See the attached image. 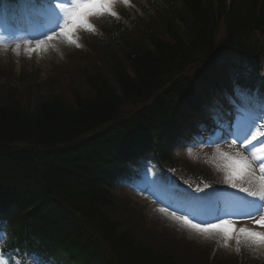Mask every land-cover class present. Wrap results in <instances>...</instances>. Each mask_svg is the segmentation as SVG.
Here are the masks:
<instances>
[{"label": "trees", "instance_id": "trees-1", "mask_svg": "<svg viewBox=\"0 0 264 264\" xmlns=\"http://www.w3.org/2000/svg\"><path fill=\"white\" fill-rule=\"evenodd\" d=\"M92 47L70 79L0 83L5 252L45 264H214L186 248L197 241L179 221H150L113 189L149 160L177 164L190 119L232 84L264 101V0H131ZM133 217L138 228L122 224Z\"/></svg>", "mask_w": 264, "mask_h": 264}, {"label": "rangeland", "instance_id": "rangeland-1", "mask_svg": "<svg viewBox=\"0 0 264 264\" xmlns=\"http://www.w3.org/2000/svg\"><path fill=\"white\" fill-rule=\"evenodd\" d=\"M26 1L27 0H20L22 4H24ZM56 1L58 2V0ZM78 1L80 0H69L68 3L59 2L50 8L48 14L52 16V18H57V14L59 12L62 13L65 11L62 18L63 21H61L62 26L60 28H54L50 30L48 34H45L38 39H32L27 42L15 44L12 42V34L7 31L9 28V23L7 27H5V25H0V81L2 84L12 81L15 82V87L18 89L21 88V84L19 82H21V78L23 77L28 78V81L32 82V85L33 83H36V85L33 86H37V84L42 85L48 82L50 83L51 81H57L56 83H58L65 76H68L70 79L75 70L81 72L78 65H80V61H83L84 59L83 54H88L90 56L94 54L92 53L93 48L91 45V40H93L91 38L93 24L95 21L104 19L105 15L110 14V12H96L95 14L87 16V14L92 10L86 9L84 14L87 18V24L77 22L73 28L72 24L69 23L67 28H65V19L72 12H75L78 8L77 6L81 4ZM119 3L125 2L124 0H115V3L111 5V10L113 11L115 5ZM67 7H69V9ZM103 26V24H100L99 29L103 28ZM70 28L71 31H69ZM85 37L87 38L85 39ZM82 40L84 41V44L81 47L79 44L83 42ZM74 45L77 48H81V51H75V49H72ZM91 58L93 59L92 56ZM52 68H57V72L64 73H62V75L56 74L54 77H52ZM65 71H67V74ZM81 75L82 74L78 75L76 80L80 79ZM73 83H76V81L73 80ZM242 109V107H234L232 110L234 117H228L226 122H224L226 131L229 134H233L234 137H237L235 142V138L228 139L226 141L220 138V140L215 139L213 136L215 125L212 124L211 119L208 118L203 120L207 127L203 128L202 126L201 129L193 128V132H197L199 136L197 137L195 134H193V137L190 139L191 143L185 147L184 152L186 158L191 159V161L195 164L207 163L208 165H212L216 171L226 173L224 176L227 178L232 175V169L229 167L230 161L224 154H228V156L238 159L246 158L250 167L244 171L243 175L235 176L230 181L236 185V188L247 189V192H244L248 197H258L264 199V170H261L260 167L261 162H264L262 161L264 153L257 151V149L261 147L260 141H264V117L257 109L254 110L253 115H251V113L244 112ZM248 120L251 121L252 124H248ZM249 130H252L253 134L256 136V139L253 140L252 137L249 136L248 140L251 141V143L248 141H244L242 143V140H244V137L247 135ZM250 148H252V150L248 151L247 149ZM149 188L150 194L154 193L157 195V197H154V200L152 203H150V205L155 208L154 206L156 205H154V203H156L158 200L159 204L166 207L162 200L164 194L158 192L153 187L149 186ZM251 193H256V195L253 196ZM124 196L125 195H121L116 198L119 204H116L117 206L121 207L122 203H125L127 199L124 198ZM146 200L147 199L140 201L145 202ZM169 204H172L173 209L176 211L179 210L180 207H183L182 200L176 202L174 201L173 203ZM217 205L219 204L215 203L213 206ZM225 205L226 202L220 203V206H222L223 209L225 208ZM233 205L235 206V204ZM184 207L186 209L189 208L188 206ZM120 212L119 217L124 212L123 208ZM123 216L125 219H127L126 214ZM262 216L264 215H258L256 218H235V220L230 221V223L234 224L235 228L237 229L247 227L248 229L264 232V227H261L255 223V221L260 220ZM190 219V221L199 222L196 218V214H192ZM223 219L226 218L223 217ZM124 223L131 224V226L136 229L138 228L137 224L140 223V219L138 217H133L130 220H124L122 224L124 225ZM190 226H192V224ZM194 229L202 232L200 229ZM158 231V229H155V232ZM211 232L213 231L207 233ZM238 233L239 232L234 233L232 238H227V246H229V248L233 247L234 238ZM160 234L163 235L164 233L160 232ZM244 239L246 241L248 240L246 237H244ZM253 244L256 246L258 251L264 249V244ZM188 247L186 248L191 250V246Z\"/></svg>", "mask_w": 264, "mask_h": 264}, {"label": "snow or ice", "instance_id": "snow-or-ice-1", "mask_svg": "<svg viewBox=\"0 0 264 264\" xmlns=\"http://www.w3.org/2000/svg\"><path fill=\"white\" fill-rule=\"evenodd\" d=\"M124 2L128 3L129 0H124ZM114 3L115 0H84V2L78 6L80 11L72 12L65 19L64 27L67 28L69 23L72 24L73 28L75 27L77 22L87 24V18L83 12L84 9L92 10L87 15H92L95 14L96 12H103V11H109L111 15H116V13L111 10V5ZM57 26H60L58 14H57ZM69 31H71V29H69ZM249 136H251L253 140L256 139V136L253 134L252 130H249L247 135H245L244 140H242V143L244 141H248L249 143H251V141L248 140ZM260 145L261 147H259L257 151L264 153V141H260ZM224 155L230 161L229 167L232 169V175L229 176V180H232L235 176L243 175L244 171L250 167L246 158L238 159L235 157L228 156V154H224ZM262 161H264V157H262ZM260 167L261 170H264V162H261ZM233 187H235V185H233ZM242 190L247 192V189H242ZM251 195L255 196L256 193H251ZM250 203H255V202L253 201ZM261 210H264V208H262ZM247 215L251 217L252 213H248ZM184 219L186 223L191 224V221L187 220V217H185ZM219 219H220L219 223L209 222L204 225L193 224L192 227L200 229L202 232H206V233L213 230L220 231L223 233L225 238H232L234 233L239 232L241 236L246 237L248 240L252 241L253 243L264 244V232L248 229L247 227L237 229L235 228L234 224L230 223V221L223 218H219ZM255 223L260 225L261 227H264V217H261L260 220L255 221ZM237 239L239 240V237H237Z\"/></svg>", "mask_w": 264, "mask_h": 264}, {"label": "bare ground", "instance_id": "bare-ground-1", "mask_svg": "<svg viewBox=\"0 0 264 264\" xmlns=\"http://www.w3.org/2000/svg\"><path fill=\"white\" fill-rule=\"evenodd\" d=\"M190 90H191V92H192V94H193L194 92H193V90H192V86L190 87Z\"/></svg>", "mask_w": 264, "mask_h": 264}]
</instances>
